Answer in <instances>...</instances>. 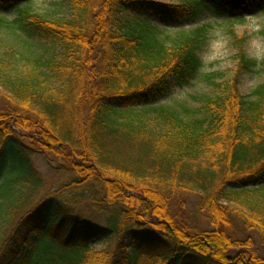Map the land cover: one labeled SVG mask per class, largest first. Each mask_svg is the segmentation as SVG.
Returning <instances> with one entry per match:
<instances>
[{"label": "trees", "instance_id": "trees-1", "mask_svg": "<svg viewBox=\"0 0 264 264\" xmlns=\"http://www.w3.org/2000/svg\"><path fill=\"white\" fill-rule=\"evenodd\" d=\"M29 2L0 0L16 9V31L30 26L49 46L48 56H0V264H264V84L240 90L264 60L236 39L235 75L200 109L154 107L197 78L205 32L170 42L156 8L178 29L217 3L243 23L242 10L264 0H68L56 20ZM36 156L52 160L66 190L84 189L103 228L75 199H48ZM184 195L199 197L209 230L183 221Z\"/></svg>", "mask_w": 264, "mask_h": 264}, {"label": "rangeland", "instance_id": "rangeland-1", "mask_svg": "<svg viewBox=\"0 0 264 264\" xmlns=\"http://www.w3.org/2000/svg\"><path fill=\"white\" fill-rule=\"evenodd\" d=\"M68 0H31L27 8L37 15L56 20L67 15L66 3ZM162 5H180L185 0H146ZM243 23L241 18L229 7H223L217 3L210 10H203L193 21L184 23L178 29H165L166 18L163 17V10L157 9L154 20L156 25L166 31L170 42L178 35L190 34L196 29L205 28L203 42L200 46L199 57L202 61V68L197 78L190 84H173L168 94L161 98L155 105L159 107H171L179 112L198 110L202 105L204 97H214L216 92L214 84L225 79L232 78L236 72V39L245 38V51L247 56L259 64L264 60V7L251 6L243 10ZM0 18L5 23L0 27V56L6 53L17 52L24 56H48L49 47L44 40L42 33L28 26L23 31H16L14 21L17 19L16 9L0 10ZM160 29V30H161ZM223 75L216 76V75ZM209 77V78H207ZM264 84V71L257 67L251 72L240 76V90L244 96L251 93L260 85ZM25 107L26 104L23 103ZM35 168L50 181L52 191L48 199L57 201H71L75 199V206L83 213L85 219L99 228L104 227L105 215L96 213L91 202L84 196L82 190H66L64 188L65 175L54 170L52 160L45 156H36L34 159ZM55 162L54 165H56ZM254 182H247L245 185H253ZM55 194V195H54ZM0 197V201H1ZM181 203L177 210L183 221L202 230H209L207 214L199 210V197L195 195H184L180 197ZM115 241L98 240L95 242L97 250L106 248L115 249Z\"/></svg>", "mask_w": 264, "mask_h": 264}]
</instances>
